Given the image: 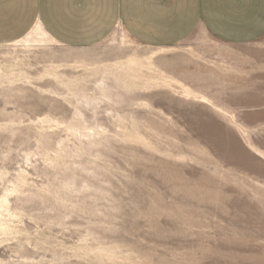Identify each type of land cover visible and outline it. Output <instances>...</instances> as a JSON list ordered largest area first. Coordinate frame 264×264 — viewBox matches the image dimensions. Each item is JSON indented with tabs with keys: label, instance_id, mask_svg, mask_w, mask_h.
Instances as JSON below:
<instances>
[{
	"label": "rangeland",
	"instance_id": "374dc122",
	"mask_svg": "<svg viewBox=\"0 0 264 264\" xmlns=\"http://www.w3.org/2000/svg\"><path fill=\"white\" fill-rule=\"evenodd\" d=\"M0 264H264V38L0 46Z\"/></svg>",
	"mask_w": 264,
	"mask_h": 264
},
{
	"label": "crops",
	"instance_id": "0c3cea01",
	"mask_svg": "<svg viewBox=\"0 0 264 264\" xmlns=\"http://www.w3.org/2000/svg\"><path fill=\"white\" fill-rule=\"evenodd\" d=\"M36 27L77 49L102 43L116 28L149 48L178 45L197 31L247 46L264 38V0H0V46Z\"/></svg>",
	"mask_w": 264,
	"mask_h": 264
}]
</instances>
